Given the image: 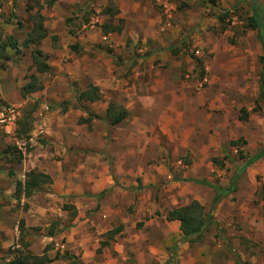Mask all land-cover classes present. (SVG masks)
<instances>
[{"label": "crops", "instance_id": "0c3cea01", "mask_svg": "<svg viewBox=\"0 0 264 264\" xmlns=\"http://www.w3.org/2000/svg\"><path fill=\"white\" fill-rule=\"evenodd\" d=\"M6 1V10L0 8L6 18L36 11ZM255 1L264 23V5ZM201 4L54 0L40 10L47 37L56 40L42 49L51 81H41L42 89L22 97L28 63L0 65V100L19 110L13 126H0V264L25 251L45 255L44 264H225L211 254V240L189 242L180 222L168 221L166 214L196 201L207 222L218 194L212 219L236 213L233 206L224 210L228 192L201 196L195 184L208 182L207 175L216 171L211 159L249 131L240 121L252 123V116L243 110L246 119H240L233 94L250 89L249 70L261 83L263 46L257 33L255 50L246 49L242 57L243 70L234 71L240 58L233 62L224 45L205 61L207 81L187 80L184 73L193 64L189 54L201 55L202 44L208 45L199 43V32L208 39L211 22L208 7ZM25 49L30 58L33 50H41L34 44ZM211 69L231 80L214 76ZM68 81L79 92L96 87L100 98L79 102ZM28 102L34 109L24 122ZM109 104L125 110L118 124L107 117ZM16 150L15 161L10 152ZM30 171L43 180L28 189Z\"/></svg>", "mask_w": 264, "mask_h": 264}, {"label": "rangeland", "instance_id": "374dc122", "mask_svg": "<svg viewBox=\"0 0 264 264\" xmlns=\"http://www.w3.org/2000/svg\"><path fill=\"white\" fill-rule=\"evenodd\" d=\"M178 1L180 2L181 0ZM199 1H201L202 6L208 7V15L211 17V22L206 28L208 39H205L206 35H202L201 32L198 33L199 43L204 42L208 43V45H200L202 47L199 51L201 55L189 54L193 64L192 70L184 73L185 76L188 75V79L186 77L185 79L207 81L206 79L210 78V73L205 69V61L213 60L215 51L223 49L224 45L230 50L231 54L233 53V56H231L233 62L240 58V66L238 70L234 71H242L244 67L242 57H245L246 49L253 52L258 44V30L249 27L251 1L214 0L213 5L206 0ZM257 1H261L264 5V0ZM6 2V0H0V8L6 10ZM53 2L54 0H13L12 4L14 6L23 3L22 8L25 6L26 11L32 10V7L36 8V11L32 14L29 12V15H24L26 18L24 16L23 18L17 17V14H12V17L6 18L4 16L6 14H1L2 12H0V20L4 21V24L0 22V65L10 68L14 63L17 65H19V62L22 64L28 63V67L24 68L26 71L24 79L28 78L32 73L35 74L29 65L31 58L29 51L25 49L27 46L24 43L28 38H31L29 32L32 29V25L40 21L43 23L44 21L40 10H44L46 7L49 8ZM88 16L89 13H87ZM68 19L69 22L67 24L71 25L73 19ZM55 41L54 37L51 38V41L47 36L41 39L38 45L41 53L43 52L42 49L54 46ZM12 43H15V45L12 46ZM190 46L189 43L184 45L186 49H193L189 48ZM19 47L24 48L21 49ZM210 49L212 50L210 51ZM6 51H10V54ZM31 70L33 71L31 72ZM249 71L251 77L248 80L250 83L249 90L255 91L256 88L255 94L251 95L249 90L246 93L233 94V100L237 99L235 101L237 105L233 107L235 113L241 109L240 113H244V110L248 111L249 115L251 114L252 116L250 118L252 123H250V120L248 122L240 121L241 126H249V131L246 136L239 135L236 136L235 140H230L235 144L228 143L225 145L224 149L221 150L222 155L218 153L214 158V162L211 159L216 166V171L207 175V177H210L208 182L195 184L201 196L206 191H212L213 193L228 192L229 205L227 204L224 210L231 206L237 208L233 216L225 213V216L216 222L213 220L212 215L217 205L209 206L211 222L204 229L203 240L199 243L206 244L203 241L211 240V254L219 256L223 260L222 263L225 264H264V92L261 90L259 79L255 78L252 70ZM210 72L214 76H222L224 79L231 80V76L222 70L211 69ZM241 75L245 76V72ZM37 77L39 81L47 82L51 81L53 75L47 72ZM242 83H245V81L242 80ZM73 84L71 82L67 83L70 88L68 91L77 97L80 92L77 85ZM6 105L8 103L0 100V108ZM33 106L32 102L27 103L23 111L24 122L31 118L29 114L34 109ZM257 127L259 130H256ZM255 134L258 135L255 136ZM10 155L16 161L19 151L10 152ZM248 172H250V178L247 176ZM216 174H219V176L215 179L214 175ZM188 182L190 181L188 180ZM214 264H217V261Z\"/></svg>", "mask_w": 264, "mask_h": 264}, {"label": "trees", "instance_id": "16d2710c", "mask_svg": "<svg viewBox=\"0 0 264 264\" xmlns=\"http://www.w3.org/2000/svg\"><path fill=\"white\" fill-rule=\"evenodd\" d=\"M206 1L209 2V4L211 5L214 4V0ZM252 2L254 3L252 7L253 13L249 19V27L258 30V38L263 46V55L260 57V63L262 67L260 79L264 91V23H262L261 17L263 12L261 8L257 5L255 0H252ZM259 30L263 32L261 33ZM29 36H31V38H28L27 41H25L24 43V45L26 46H28L29 44L39 45L40 40L47 36V32L44 29L43 23L41 21L33 24V27L29 32ZM14 45L15 43H12V46ZM71 49L76 50V47L73 46L71 47ZM31 61L32 67L35 68V73L45 74L48 72L49 68L40 50H35L33 53H31ZM40 89H42L41 81H39L38 77L35 74H31L29 76V81L21 87L20 93L22 97H25L26 95L34 93ZM99 98L100 96L98 93V89L93 86L85 91L80 92L76 97L79 102L82 100H88L92 102L98 100ZM125 115V110L115 106L114 104H109L107 110V117H109L112 124H118L119 122H121V120L124 119ZM240 119H246V114L243 113ZM231 144L233 145L235 143L231 142ZM27 175L28 181L27 183H25V185L28 189L39 186L38 183L43 180V175L34 171H30L29 173H27ZM196 182L198 184H201L199 181ZM19 190L20 183H17V194ZM227 194L228 193L223 192L222 196H226ZM218 195H216L212 200L213 206L216 205L219 200ZM166 219L168 221L178 220L180 222V230L183 237L192 243L201 242L204 229L211 222V216L208 217V221L206 222L203 213V207L196 201H192L188 205L168 211L166 214ZM138 226H141V224H138ZM118 230L119 229H115L112 232H116ZM45 261H47L45 255L35 256L30 252L25 251L24 254H16L10 264H44Z\"/></svg>", "mask_w": 264, "mask_h": 264}, {"label": "built area", "instance_id": "2783aa9c", "mask_svg": "<svg viewBox=\"0 0 264 264\" xmlns=\"http://www.w3.org/2000/svg\"><path fill=\"white\" fill-rule=\"evenodd\" d=\"M19 118V110L16 106H2L0 108V126L11 127Z\"/></svg>", "mask_w": 264, "mask_h": 264}]
</instances>
